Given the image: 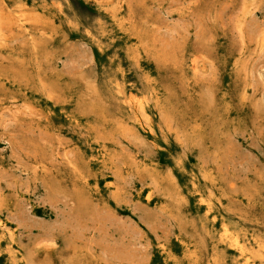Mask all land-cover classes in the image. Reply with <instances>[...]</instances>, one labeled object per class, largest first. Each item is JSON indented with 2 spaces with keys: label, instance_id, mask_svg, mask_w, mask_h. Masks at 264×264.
<instances>
[{
  "label": "rangeland",
  "instance_id": "374dc122",
  "mask_svg": "<svg viewBox=\"0 0 264 264\" xmlns=\"http://www.w3.org/2000/svg\"><path fill=\"white\" fill-rule=\"evenodd\" d=\"M263 246L264 0H0V264Z\"/></svg>",
  "mask_w": 264,
  "mask_h": 264
},
{
  "label": "bare ground",
  "instance_id": "6f19581e",
  "mask_svg": "<svg viewBox=\"0 0 264 264\" xmlns=\"http://www.w3.org/2000/svg\"><path fill=\"white\" fill-rule=\"evenodd\" d=\"M137 99V98H136ZM130 101V100H129ZM132 103V102H131ZM136 103V102H135ZM88 107H90V106H88ZM134 109H135V107H134ZM147 113V112H146ZM145 113V114H146ZM166 117V116H165ZM172 120V119H171ZM141 123V122H140ZM122 129V128H121ZM261 129V128H260ZM262 130V129H261ZM260 132V131H259ZM115 136V135H114ZM113 150H114V148H113ZM118 154V153H117ZM207 154V153H206ZM206 154H204V155H206ZM114 155V154H113ZM201 157V156H200ZM112 158V157H111ZM114 158V157H113ZM204 158V157H203ZM202 159V158H201ZM206 159V158H205ZM116 161V160H115ZM113 162V161H112ZM205 162V161H204ZM116 163V162H115ZM202 164H205V163H202ZM248 167V166H247ZM120 169V168H119ZM120 171H122V170H120ZM179 173V172H178ZM123 177V176H122ZM124 178V177H123ZM116 185V184H115ZM118 187H119V185H117ZM118 189V188H117ZM116 189V190H117ZM154 190V189H153ZM118 191V190H117ZM116 191V192H117ZM152 192H154V191H152ZM120 194V193H119ZM154 194V193H153ZM117 195H118V193H117ZM124 195V194H123ZM115 197H116V195H114ZM119 196V195H118ZM120 197V196H119ZM147 197V196H146ZM118 198V197H117ZM147 199L148 200H150L151 199V195H149L148 197H147ZM164 203V202H163ZM149 207V206H148ZM161 210V209H160ZM173 217H174V215H173ZM176 217V216H175ZM174 217V218H175ZM226 231V230H225ZM228 231V230H227ZM161 244V243H160ZM264 247V246H263ZM82 249H83V247H82ZM81 250V249H80ZM89 258V257H88ZM90 259V258H89ZM96 262V261H95Z\"/></svg>",
  "mask_w": 264,
  "mask_h": 264
}]
</instances>
